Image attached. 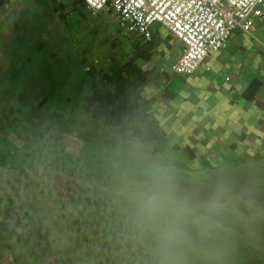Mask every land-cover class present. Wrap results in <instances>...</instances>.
Segmentation results:
<instances>
[{
	"label": "crops",
	"instance_id": "crops-1",
	"mask_svg": "<svg viewBox=\"0 0 264 264\" xmlns=\"http://www.w3.org/2000/svg\"><path fill=\"white\" fill-rule=\"evenodd\" d=\"M46 8L52 10L56 30L35 33L30 29L34 14ZM151 29L153 39L136 45L137 34L123 28L111 9L93 13L84 0H0V152H12L6 163L0 154V264H59L62 257L105 262L134 255L137 248L129 233L121 236L112 220L98 218L97 210V219L89 222L94 208L87 206L91 196L82 191V179L17 159L33 146L29 136L35 126L15 118L2 94L23 77L47 82L43 102L55 95L83 113L79 104L89 88L87 55L95 54L94 64L100 65L105 55L115 64L136 56L143 75L137 88L139 111L154 119L168 139L159 156L180 159L195 170L255 166L264 172V20L253 18L251 33L237 28L222 50L188 76L171 71L183 42L160 23ZM104 33L116 40L110 53L95 44ZM8 71L13 74L4 78ZM63 135L65 148L76 154L99 145L67 131ZM43 213L57 214L63 230L40 224Z\"/></svg>",
	"mask_w": 264,
	"mask_h": 264
},
{
	"label": "rangeland",
	"instance_id": "rangeland-1",
	"mask_svg": "<svg viewBox=\"0 0 264 264\" xmlns=\"http://www.w3.org/2000/svg\"><path fill=\"white\" fill-rule=\"evenodd\" d=\"M34 16L30 29L35 33L43 28L47 33L56 30L50 8ZM110 38L99 34L95 44L100 50L107 44L104 49L110 53L111 43L116 48V40L113 43ZM95 57L87 55L88 67ZM12 74L4 72V78ZM42 80L23 77L16 80L19 85L12 82L2 94L10 109L14 108L15 118L31 120L35 126L29 136L33 146L17 159L82 179V191L91 196L87 206L94 208L89 222L97 219V210L99 219L112 220L119 234L129 233L137 246L134 255L115 260L100 262L94 257V262H82L62 257L59 264H264V172L260 168L195 170L180 159L155 156L149 144L122 139L113 129L70 110L55 95L43 102L50 88ZM63 131L99 145H88L76 154L63 145ZM0 154L2 163L12 161L11 151ZM58 217L43 213L38 219L61 231L64 226Z\"/></svg>",
	"mask_w": 264,
	"mask_h": 264
},
{
	"label": "built area",
	"instance_id": "built-area-1",
	"mask_svg": "<svg viewBox=\"0 0 264 264\" xmlns=\"http://www.w3.org/2000/svg\"><path fill=\"white\" fill-rule=\"evenodd\" d=\"M93 13L111 9L121 26L137 40L153 39L160 23L184 44L171 65L175 75L193 74L212 54L222 50L240 28L251 33L253 18L264 20V0H84Z\"/></svg>",
	"mask_w": 264,
	"mask_h": 264
},
{
	"label": "trees",
	"instance_id": "trees-1",
	"mask_svg": "<svg viewBox=\"0 0 264 264\" xmlns=\"http://www.w3.org/2000/svg\"><path fill=\"white\" fill-rule=\"evenodd\" d=\"M106 56L103 65L93 63L84 73L89 88L79 104L81 111L122 139L147 143L154 155L162 154L168 146L167 136L154 119L139 111L137 88L143 75L135 63L136 56L118 64Z\"/></svg>",
	"mask_w": 264,
	"mask_h": 264
}]
</instances>
